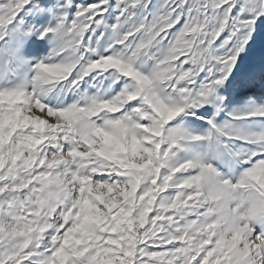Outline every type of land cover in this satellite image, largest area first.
I'll return each instance as SVG.
<instances>
[{
	"label": "snow or ice",
	"instance_id": "1",
	"mask_svg": "<svg viewBox=\"0 0 264 264\" xmlns=\"http://www.w3.org/2000/svg\"><path fill=\"white\" fill-rule=\"evenodd\" d=\"M0 264H264V0H0Z\"/></svg>",
	"mask_w": 264,
	"mask_h": 264
}]
</instances>
